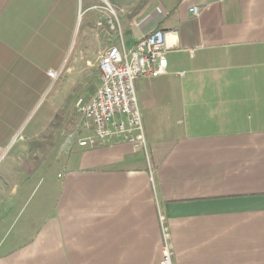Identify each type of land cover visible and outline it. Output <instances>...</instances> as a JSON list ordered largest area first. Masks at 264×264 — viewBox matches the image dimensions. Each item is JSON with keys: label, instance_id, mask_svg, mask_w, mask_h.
Segmentation results:
<instances>
[{"label": "crops", "instance_id": "crops-1", "mask_svg": "<svg viewBox=\"0 0 264 264\" xmlns=\"http://www.w3.org/2000/svg\"><path fill=\"white\" fill-rule=\"evenodd\" d=\"M108 1L120 30L102 0H0V264H161L160 213L177 264H264V0ZM155 28L168 72L136 81L147 151L82 147L76 126L30 166L104 51Z\"/></svg>", "mask_w": 264, "mask_h": 264}, {"label": "built area", "instance_id": "built-area-1", "mask_svg": "<svg viewBox=\"0 0 264 264\" xmlns=\"http://www.w3.org/2000/svg\"><path fill=\"white\" fill-rule=\"evenodd\" d=\"M79 1L82 3L83 0ZM102 1V5L94 7L109 14L108 24L112 30H120L118 9L108 0ZM190 10L199 16L198 6ZM166 34L162 28H155L142 36L131 49L112 45L104 51L99 60L100 85L91 98H79L77 101L81 118L75 136L79 137L80 146L100 147L127 143L135 150L147 151L148 138L137 98L136 81L139 78H156L168 72ZM59 73L49 70L52 84ZM20 138H23L21 131L14 136L13 142ZM160 224L163 238L161 264H177L170 229L162 213Z\"/></svg>", "mask_w": 264, "mask_h": 264}, {"label": "rangeland", "instance_id": "rangeland-1", "mask_svg": "<svg viewBox=\"0 0 264 264\" xmlns=\"http://www.w3.org/2000/svg\"><path fill=\"white\" fill-rule=\"evenodd\" d=\"M78 100L73 98V100H71L72 109L66 111L64 113V116H58L57 120L54 121L53 125H51L45 132H43L38 137V145H35L34 147L31 146L32 152L29 153V156L33 159L32 161H28L30 166L34 163H36L37 166L41 162L42 164H48L50 168L52 164L54 166V164L57 163L55 158H57L60 153L57 152V155H55V150L62 151V149H66L67 140H70L71 137L74 139V133L73 135L71 133L76 128V126L79 125L81 117L77 110ZM83 133L84 132L81 133L80 137ZM51 139L57 140L56 143H53L55 146H51L49 143L44 142V140L48 142ZM25 148L28 151L30 147L25 146ZM52 150H54V154L51 153ZM35 152L39 154L35 156ZM19 165L21 166V163Z\"/></svg>", "mask_w": 264, "mask_h": 264}, {"label": "water", "instance_id": "water-1", "mask_svg": "<svg viewBox=\"0 0 264 264\" xmlns=\"http://www.w3.org/2000/svg\"><path fill=\"white\" fill-rule=\"evenodd\" d=\"M173 34H175V33H173ZM169 34H166V42H167V47L169 48V44H168V38H169Z\"/></svg>", "mask_w": 264, "mask_h": 264}]
</instances>
